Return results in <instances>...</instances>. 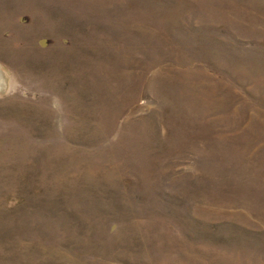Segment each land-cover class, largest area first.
I'll use <instances>...</instances> for the list:
<instances>
[{"label":"rangeland","instance_id":"obj_1","mask_svg":"<svg viewBox=\"0 0 264 264\" xmlns=\"http://www.w3.org/2000/svg\"><path fill=\"white\" fill-rule=\"evenodd\" d=\"M0 264H264V0H0Z\"/></svg>","mask_w":264,"mask_h":264}]
</instances>
